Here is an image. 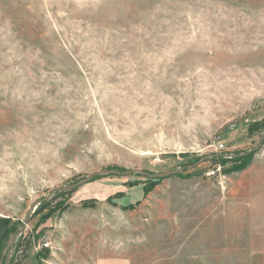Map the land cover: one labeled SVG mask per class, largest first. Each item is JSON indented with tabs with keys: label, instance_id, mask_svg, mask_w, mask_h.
Returning <instances> with one entry per match:
<instances>
[{
	"label": "rangeland",
	"instance_id": "rangeland-1",
	"mask_svg": "<svg viewBox=\"0 0 264 264\" xmlns=\"http://www.w3.org/2000/svg\"><path fill=\"white\" fill-rule=\"evenodd\" d=\"M96 234L115 264L264 262V0H0V264Z\"/></svg>",
	"mask_w": 264,
	"mask_h": 264
},
{
	"label": "crops",
	"instance_id": "crops-1",
	"mask_svg": "<svg viewBox=\"0 0 264 264\" xmlns=\"http://www.w3.org/2000/svg\"><path fill=\"white\" fill-rule=\"evenodd\" d=\"M252 164L253 163H251V165ZM63 225H65L64 221H63ZM57 231L61 233V228L57 229ZM58 243L61 246L62 251L56 249L51 253L49 252V254L46 257L47 261L53 260L56 255V256H61L62 264H115V248H108V252L107 251L104 252L103 248H101V246H99L100 244H98L99 241L97 234H96L95 243L91 245L92 247L87 250L84 249L83 252L79 251L81 249L78 250V248L76 247H75L76 250L69 249L71 250L70 252L66 244L64 245L62 241H58ZM72 252L73 254H71ZM34 258L36 259V255ZM118 264H122V262ZM262 264H264V262Z\"/></svg>",
	"mask_w": 264,
	"mask_h": 264
},
{
	"label": "water",
	"instance_id": "water-1",
	"mask_svg": "<svg viewBox=\"0 0 264 264\" xmlns=\"http://www.w3.org/2000/svg\"><path fill=\"white\" fill-rule=\"evenodd\" d=\"M207 158L209 157H206V158H202L200 161H203V160H207ZM195 166V165H193ZM193 166H189V168L193 167ZM183 171V169H179V170H176L174 172H170V173H164V174H154V175H150V174H147L143 171H140V170H136V171H126V172H119V171H115V170H103L101 172H97V173H93L87 177H85L81 182L77 183V184H74V185H69V186H65V187H62V188H59L57 189L58 191H62V190H68V189H74V188H77L83 184H85L86 182H88L89 180H91L92 178L94 177H99V176H103V175H123V176H127L133 172L135 173H140V174H143L145 176H147L148 178H152V179H164V178H168L170 176H175V175H178L179 173H181ZM50 195V194H49ZM34 209H36V204L32 206V208L30 209L29 211V216L31 215V213L34 211ZM28 216V217H29ZM28 217L26 218V220L23 222L22 224V227L19 229V231L17 232V234L14 236V238L12 239L11 241V244H10V248L8 250V253L6 255V260H5V263H7L10 259V254L13 250V247H14V244L17 240V238L19 236L22 235L24 229H25V226H26V222H27V219Z\"/></svg>",
	"mask_w": 264,
	"mask_h": 264
},
{
	"label": "trees",
	"instance_id": "trees-1",
	"mask_svg": "<svg viewBox=\"0 0 264 264\" xmlns=\"http://www.w3.org/2000/svg\"><path fill=\"white\" fill-rule=\"evenodd\" d=\"M255 153L256 152H252V153H249L248 155H246L244 157L231 159V161H235V163H234V166L231 169L227 170V172H241V171H244L245 169H247L251 165L252 159H253V155ZM216 160H217V162H221L224 159H222V158H215V159H212L211 161L214 162ZM187 177H189V176H187ZM149 180L150 181H153V182H158V181H160L162 179H152V178H150ZM74 190H75V188L74 189H68V192L72 193ZM60 192H62V191H58L56 193H60ZM40 206H42V207L41 208H36L37 210L34 212V214H39V213H41V211L43 209H45V210L47 209L45 203H42ZM49 217H50V215H48V217L46 219H48ZM19 249H21V248H19ZM39 255H38L39 258L44 259V258L47 257L48 251H45L44 250V252H42V254H39Z\"/></svg>",
	"mask_w": 264,
	"mask_h": 264
},
{
	"label": "built area",
	"instance_id": "built-area-1",
	"mask_svg": "<svg viewBox=\"0 0 264 264\" xmlns=\"http://www.w3.org/2000/svg\"><path fill=\"white\" fill-rule=\"evenodd\" d=\"M219 148H223V145L222 144H219ZM214 173V171H212V172H208L207 174L208 175H210V174H213ZM51 242H50V240H46L45 242H43L42 244H41V248H43V249H50L51 248Z\"/></svg>",
	"mask_w": 264,
	"mask_h": 264
}]
</instances>
